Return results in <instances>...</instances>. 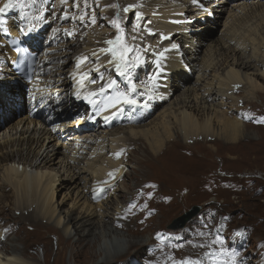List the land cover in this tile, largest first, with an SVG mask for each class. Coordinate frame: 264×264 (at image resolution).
Returning <instances> with one entry per match:
<instances>
[{
    "label": "bare ground",
    "instance_id": "6f19581e",
    "mask_svg": "<svg viewBox=\"0 0 264 264\" xmlns=\"http://www.w3.org/2000/svg\"><path fill=\"white\" fill-rule=\"evenodd\" d=\"M95 1L97 0H91L87 4L95 5ZM119 1L123 9L140 3L137 4L139 6L137 10H142V13L152 20V28L148 25L147 28L145 26V29L143 27L144 20L141 19L139 22L136 20V25L137 22L140 23L139 28L136 31L131 29L129 33L125 32L129 37L127 42L133 43L132 36H136L137 39L134 42L136 45L141 49H150L144 55L145 62L143 64L146 67H152L149 76L155 72L158 60L164 71L152 90L153 98L151 100L148 99L149 93L145 87L151 85L144 77L145 86L138 85V89H142V91L137 89L144 95L133 94V98L138 101L137 105H124L122 111H119L115 116H112V110L95 115L96 110L93 106L81 98L88 91L98 92L100 85L106 84L108 80L116 82L114 74L117 75V73L114 67L108 65L111 54L108 53L109 56L105 58H101L103 56L101 55L99 59L92 55L94 51L99 53L100 48L108 47L106 43L102 44L100 36L93 32V29L87 30L88 39L82 43L79 54L75 58H70L67 57L68 51L74 42L67 43V35L62 32V29L54 31L58 29V26L55 25L52 33L45 37V43L50 47L45 49L44 55L40 56L39 75L31 84H27L21 77L14 74L11 64L15 55L7 45L4 32L0 31V42H2L0 45V79L5 80L4 88L7 90V92H0V120L6 122L17 107L26 111L6 126V131L0 134V164L4 163L1 164L4 175L0 178V190L3 193H0L3 195L0 198V216L3 214L7 221L3 227L0 226V264H33L22 258L24 256L16 252L18 251L16 247L10 248L6 243L10 232L19 229L23 221H27V224L34 225L39 229L56 233L59 236L60 245L69 242L70 238H66L63 233L70 234L71 227L78 229V226H94L101 222H108L105 221L106 219L114 222L111 215L113 212L111 213L109 210L112 209L116 212L120 208L119 198L124 197V195L119 196V193L116 194V191H122V189L119 185L116 187L115 184L116 173L119 172V176H123L125 173V171L121 172L125 162L121 163L120 159L114 161L113 157H117V153L124 155L122 146H119L121 144L118 145L117 142L118 139H125L124 135L128 136L127 139L132 144L143 140L149 154H152L153 157L157 158L160 153L169 150V153H173V158H169L171 159L170 164H176L182 159L177 153V147L182 144L192 146L198 142L201 145L216 136L231 142L247 135L245 131L247 125H244L240 119L228 116L226 110L224 115L227 116L222 117V112H224L222 110V114L220 113L222 116L219 114L222 119L218 116L219 119L217 116H213L212 109L227 105L231 110L239 107L242 104L240 96L236 95L239 91H244L243 98L248 101L258 102L259 96L260 98L264 97V86L253 79L254 76H257L264 80V0L252 3H247L246 0L241 2V0L240 3L233 6L239 13L229 16L223 33L215 41H212L208 34H205L204 37L194 38L193 34H187L185 30L189 29L190 20L209 16L214 11L223 12L225 6L223 0H199L195 4L193 0ZM3 3L4 1L0 5ZM12 10L16 11V15L13 14L14 12L9 16H5V13L2 14L12 35H18L20 27L28 28L33 24L37 27L42 25L45 31L49 24L54 23L49 20L46 24L50 13L48 8L45 10L46 13H43L44 19L32 21V23H29L28 19H21L18 9L9 11ZM29 10L26 9V11ZM61 20L62 18L59 17L56 23ZM170 20H173L171 21L173 24L170 23ZM129 23H127V27ZM142 27L143 29H141ZM237 29L242 31L238 32ZM44 31L38 35L43 36ZM154 33L155 35L160 33V42L158 40L152 42ZM162 37L166 38L162 39ZM183 42L188 45L183 47ZM172 44L179 45V48L172 49ZM203 47L205 48L203 49ZM38 49L39 47H36V50ZM165 49H168L165 57H159L157 54ZM2 50L5 52L2 53ZM202 51L203 55L200 56ZM226 51L233 52V62L229 61L230 63L220 70L221 65L225 63H221L218 67L220 57ZM81 56H88L89 59L96 62L90 65L84 63L78 69L76 59ZM64 57L67 58L64 59ZM71 61H74V66L65 75L64 69ZM97 68H99V72H97L99 75L103 73L104 69L109 71L102 81L98 80L99 75L95 71ZM83 73H88L89 81L95 79L96 83L86 81L83 88L79 87L77 80ZM120 78L124 84L125 79ZM23 89L27 91L25 92ZM176 91H180V93L174 95ZM108 92L109 89H107V94L111 95ZM101 98L100 96L96 97L97 100ZM139 99L144 100L140 103ZM144 101L148 107L153 103L161 104L164 101L168 103L161 111L159 109L157 118L149 124L136 125L142 115H139L140 112L134 108L137 106V110L140 107L142 109ZM130 109L133 113L127 112ZM34 110H36L35 117H33ZM196 110L207 114L206 116L202 115L204 116L202 118H196L197 115L195 116L192 112ZM215 111L218 110H214V113ZM105 115L111 118L105 121ZM71 116L76 117V120L68 121ZM94 120L96 123L90 124ZM126 121H130V125L125 126L127 125ZM41 123L45 126L38 127ZM216 123L220 126L218 128L220 131L215 128ZM115 126L124 130L119 132L116 130L118 127ZM90 127L99 129V134L81 133ZM175 130L181 136L180 140L175 135ZM68 132L81 134L80 137L72 138ZM67 134H69L68 137ZM163 146L165 150L161 152ZM73 152L76 153L73 154ZM68 153L73 158H69ZM107 153L111 158H106ZM58 154L64 156L61 160L59 159L60 161H56ZM126 156H124V160H126ZM148 157L145 155L142 165L148 163ZM59 163L61 167L56 169L54 165ZM117 168L118 170H116ZM47 170L48 172H46ZM110 172L113 173V177H109L108 173ZM60 179L63 181L62 186L68 191L66 196L75 191L76 198L71 200L70 209L67 212L62 210L64 202L56 204L54 200ZM148 183L149 181L142 183L140 186L143 187L142 190ZM11 190L13 194L7 193ZM11 197L15 199L11 203L14 206L11 209L10 206L6 208L8 205H4V203ZM78 198L79 200H77ZM95 199L99 200L98 204L89 201ZM81 200L83 201L80 203ZM77 210L78 216L73 217L72 213ZM120 211L123 215L128 214L127 207ZM64 213L67 217L63 215ZM94 218H98V221L96 222ZM51 220H53L52 223L49 222ZM91 243L86 240V237L79 236L75 242L73 256L77 259L85 251L88 253L87 246L89 247ZM150 243L154 244L152 240L148 242V244ZM143 246L145 244L140 241L131 243L129 249L135 248L136 251L144 253ZM85 247L88 251L85 250ZM10 249H13V253H8ZM170 251L171 253L165 261H150V259L148 261H125L124 259L123 261L122 257L130 253L125 252L119 256H113L112 259L106 256L102 262L94 264H173V259L180 260L177 248L170 249ZM60 254H63V251ZM169 257L173 259H169Z\"/></svg>",
    "mask_w": 264,
    "mask_h": 264
},
{
    "label": "rangeland",
    "instance_id": "374dc122",
    "mask_svg": "<svg viewBox=\"0 0 264 264\" xmlns=\"http://www.w3.org/2000/svg\"><path fill=\"white\" fill-rule=\"evenodd\" d=\"M3 1L4 0H0V4ZM89 1L91 0H87V2ZM223 1L225 4L223 12L214 11L212 14H209V16L190 20L188 24L189 29L185 30L186 33L193 34L194 38L200 36L204 37L205 34H208V37L210 36L212 41L219 39L225 29V24L229 16L233 13H239L233 6H236L241 0ZM254 1L257 0H250L247 3H252ZM241 2H243V0ZM89 4L90 3L87 4L88 16H91L94 12L96 23L94 25L88 23L87 26L80 23L77 19L72 18L78 17L81 12L85 11L84 0H80L79 9L74 7L73 0H68L67 3H62L61 0H42V2L38 0L37 4L33 8H30L28 12H32V15H39L41 7H43L44 10L48 8V11H50L48 16L49 20L54 22L46 27L43 39L41 38L42 43H40V48L42 49L40 55H44L45 49L50 47L46 45L45 37L52 33L55 25L58 26V29H62L64 33L65 30L74 31L75 33L71 37L67 35V43L71 41L74 42V44L70 46L71 49L68 51L67 57L70 58H75V56L79 54L81 45L83 42L87 41V33L91 31V29L100 36L102 44L116 37L118 34L117 29L110 23L112 20H115L113 13L115 11L114 1L97 0L95 1V5L89 6ZM137 4L139 5L140 3H136L135 6H132L129 13L123 11L125 20L123 21L122 27L124 30L127 28V30H125L127 33H129L131 29L133 30L132 26L134 27L136 25V14L139 13L144 15L142 10H137L139 8ZM110 11L112 12L110 13ZM12 12L16 15V11L12 10L5 13V16L11 15ZM65 12H67L69 16L67 20L64 18ZM43 13H46V11ZM59 17H61L62 20L56 23ZM142 20H144L143 24H145L143 25L144 29L145 26L147 28L148 25L152 28V20L147 18L146 15L143 16ZM137 21L139 22V20ZM166 21L169 22L168 20ZM171 21L173 20H170V23H172ZM128 22L130 23L127 27L126 25ZM138 22L137 25L140 24H138ZM143 27L141 29H143ZM148 31H150V29H148ZM237 31L240 32L242 30L237 29ZM150 33H152V31H150ZM152 37V42H157V40L160 42V33L157 35L154 33ZM126 38L129 39L127 34ZM1 43L2 42H0V45H2ZM187 45L188 43H182L183 47ZM204 48L205 47H203V49ZM4 52L5 50H2V53ZM232 53L231 51H226L223 53L222 57H220L218 67L221 63L225 62L221 65L220 70L223 66L230 63L229 61H231V63L233 62ZM107 54L108 53L104 54V57L102 56L101 58L109 56L110 53ZM202 55L203 51L200 53V56ZM67 57H64V59ZM90 60L91 59H88L85 63L90 65L96 62L93 59ZM72 66H74V61H71L65 67V75L69 73ZM151 69L152 67H146L143 64L139 66L133 73L132 83L134 82V84L141 87L145 86V80L143 79L144 77L148 79ZM106 73H109L106 69H104L103 73L100 75L96 71V74L99 75L98 80L102 81L99 79L100 76H103L105 79ZM115 75L116 74H114V78L116 82L118 81L117 85L121 89L127 90V80L122 84L123 82L120 76L118 74ZM253 79L264 86V80L260 77L254 76ZM4 86L5 80L0 79V92H7ZM138 90L142 91V89ZM24 91L26 92L27 90ZM180 91H176L174 95L179 94ZM111 92L112 90L109 89L108 93L111 94ZM236 95L240 96V100H242V104L239 105V107L231 110L228 105L225 107L221 106V108L218 106L216 108L218 110L217 112L215 111L214 113L216 109H212L213 116L219 118L223 115L222 117L224 118L228 115L240 119L244 125H247L245 129L247 135L231 142L216 136L207 143H201V145L198 142L194 143L192 146L182 144L183 147L182 145L177 147V153L182 159L176 164L169 163L171 160L169 158H173V153H169V150L165 153H160L156 158L153 157L152 154H149L147 145L143 140H138L136 143L132 144V142L127 139L128 136L124 134L123 138L125 139H118V145L121 144L119 146H122L121 149L124 150V155H120L119 157L114 156L113 160L117 161L120 159L121 163H123V161L125 162L121 170V172L125 171V173L123 176H119V172L116 173L117 176L114 174L117 180L115 186H120L122 189V191H116V194L119 193V196L124 195V197L119 198L118 205L120 206V210L127 207V215H123L119 209H117L116 212L110 209L109 211L111 213L113 212L111 215L113 216L114 222L106 219L105 221L108 222H101L94 226H78V229L71 227V230H69L70 234L62 230V232H64L63 235L66 238H70L69 242H64L63 245H60V239L56 233L46 229H39L34 225L27 224V221H23L19 229L17 228L12 230V233L10 232L6 239L7 245H9L10 248L16 247L18 250L16 252L24 256L22 258L33 264H94L102 262L106 259V256L112 259L125 252L130 253L122 257L121 260L123 261L124 259L125 261H148V259H150V261H165L171 253L170 249L173 248L178 249L180 260L188 258L200 259L203 260L205 264H210V257L207 255L210 252L206 247L195 246L204 244L205 238V236L197 235V233L206 232L225 235L236 248V252L239 253L238 257L240 261H238V264H264V123L260 122L261 119L264 118V97L262 96L260 98L259 96L257 98L259 101L256 102L255 100H245L243 98L245 95L244 91H239ZM143 100L144 99H139L140 103ZM167 103V101H164L161 104L153 103L150 105L151 107L142 106L143 111L146 112H143L141 107L137 110V106H135L134 109L140 112L139 115H142V117L139 118L140 120L138 119V122H136V125L149 124L152 120L157 118V114ZM222 110L224 112H222ZM225 110L228 111L227 115H224L226 112ZM127 112L133 113L131 109L127 110ZM192 112L195 116L197 115L196 118H202L207 114L205 112L201 113L202 111L198 112L197 110ZM24 113H26V111L17 107V109L10 114L6 122L0 120V134L6 131V126L14 122ZM219 114L221 116H219ZM75 120L76 117L71 116L68 121L73 122ZM125 124H127L125 126L130 125V121H126ZM39 126L44 127L45 125L41 123L38 127ZM118 126L115 127L117 128ZM215 128L220 131V129H218L220 126H218L217 123ZM96 129L95 127H90L81 133L92 132L94 134H99L100 130ZM116 130L121 132L124 129H119L118 127ZM68 133L72 138L80 137L79 135L81 134H74V132ZM69 134L66 136L68 137ZM175 135L179 140L181 139V136L178 135L176 130ZM129 145H131V147H129ZM71 149H74V147H71ZM164 150L163 146L161 152H164ZM75 153L76 152H73V154ZM108 155L109 153H107L106 158H111V156ZM145 155L147 157L149 156L148 163L142 165V159L145 158ZM68 156L69 158H73L69 153ZM124 156H126V160H124ZM63 157V155L58 154L56 161H60ZM152 158H154V160H152ZM1 164L0 178L4 175L3 165ZM54 167L59 169L61 164H56ZM116 170H118V168ZM46 172H48V170ZM148 181V185L142 190L143 187L140 186L142 183ZM58 185L54 200L56 204L64 202L62 210L67 212V210L70 209L71 200L76 198L75 191L66 196L68 191L62 186V179L59 180ZM0 193H2L1 190ZM7 193L13 194L12 190L7 191ZM2 194H0V198H2ZM14 200V197L6 200L4 203V205H8L6 208L10 206L11 209V207L14 206L13 204L11 205ZM77 200H79V198ZM82 201L83 200H81L80 203ZM89 201L94 204H98L99 202L98 199ZM130 204H135L136 207L128 211ZM144 205H147V207H144ZM196 205L201 207L200 210L192 216L193 218L189 220V222L186 221L187 223L183 228L172 229L170 227V224L176 218L183 216ZM63 215L66 216V213ZM72 216H78V210L74 211ZM5 218L3 214L0 216L1 227L7 222ZM94 220L97 222L98 218H94ZM49 222L52 223L53 220ZM205 225H208V227L205 228ZM158 233L163 235V240L157 238ZM79 236L86 237V240L92 243L89 247L87 246L89 252L86 253L85 251L76 259L73 256V251L75 242ZM150 240H152L154 244H148ZM140 241L145 244L142 249V251H145L144 253L136 251L135 248L129 249L131 243H139ZM88 249L85 247V250L88 251ZM62 251L63 254H60ZM10 252L13 253V249L8 251V253Z\"/></svg>",
    "mask_w": 264,
    "mask_h": 264
},
{
    "label": "snow or ice",
    "instance_id": "6c2138e0",
    "mask_svg": "<svg viewBox=\"0 0 264 264\" xmlns=\"http://www.w3.org/2000/svg\"><path fill=\"white\" fill-rule=\"evenodd\" d=\"M38 0H4V3L0 5V31H3L5 33H8L9 28L7 27V21L2 18V14L8 12L11 9H18L20 12V18L21 19H28L29 23H32V21H39L43 19V7L40 8V14L39 15H32L30 12L26 11V9L33 8L37 4ZM42 2V0H41ZM62 3H67L68 0H61ZM199 0H193V3H198ZM73 5L77 9L80 8V0H73ZM84 7L85 11L81 12L78 17H72L77 19L80 23L85 24L87 26L88 23L95 24L96 23V17L95 13L93 12L91 16H88L87 12V0H84ZM132 6L125 7L123 9L124 12H129ZM64 18L67 20L69 19L68 13H64ZM137 20L143 19L142 14L137 13L136 14ZM87 21V22H86ZM116 29L118 34L116 35L115 39L107 40L105 43L108 45V47H102L99 50V53L93 52L92 55L99 57L101 55H104L106 53L111 54V59L108 60V65L111 67H114L115 72L125 80H127V90L121 89L114 80H108L106 84H102L99 87V91H88L83 97H81L83 100H86L90 105L93 106V108L96 110L95 115H100L105 112H109L112 110V116H115L118 114L119 111H122L124 105H137L138 101L133 98V94L137 95H144L143 92H138V85L132 83L133 79V73L135 70L142 64H144V55L150 50V49H141L138 45H136L134 42L136 41L137 37L132 36L133 43H128L126 38V33L124 28L121 26L120 20L115 19L110 22ZM139 28V25H135L133 27V31H136ZM23 34L27 36L30 32L35 31V24L32 25V27L28 28L26 31L24 29H21ZM54 31H59V29H56ZM65 34L68 36H73L75 33L74 31L65 30ZM166 38V37H162ZM16 43V41H14ZM179 45L172 44V49H178ZM168 51V49H165L164 51L159 52L157 55L161 58L165 57V53ZM131 54V55H130ZM28 57L25 56V60ZM89 59L88 56H81L77 59V68L79 69L87 60ZM155 72H153L148 77V84L151 85L145 86L147 92L149 93L148 99L151 100L153 98L152 96V90L156 86L157 82L160 80V77L164 71L160 61H156L155 65ZM95 71L99 72V68L95 69ZM75 78V77H74ZM100 80H104L103 76L99 77ZM89 81L88 73H83L80 75L79 79L77 80V84L79 87L83 88L85 86V82ZM90 83L95 84L96 80L93 79L89 81ZM107 89H111V95L107 94ZM100 96L101 99L97 100L96 97ZM147 107V104L144 105ZM111 117L108 115L104 116V120L108 121ZM262 123H264V118L261 119ZM117 157H119L121 154L117 153ZM109 177H113V173H108ZM107 183V182H105ZM136 207L135 204H130L128 211H131ZM144 207H147V205H144ZM208 225H205V228H207ZM210 233L206 232H199L197 235L200 236H207ZM157 238L163 240L162 234H157ZM191 243V242H189ZM212 245H219V250L214 251L212 253H208L207 255L211 259V264H238V256L239 253L235 251H229L227 247H225V241L220 238L219 236L213 238L210 243L207 244H199L195 245L197 247H211ZM169 259H173L172 257H169ZM173 264H205L203 260L200 259H183V260H174Z\"/></svg>",
    "mask_w": 264,
    "mask_h": 264
},
{
    "label": "water",
    "instance_id": "95a60500",
    "mask_svg": "<svg viewBox=\"0 0 264 264\" xmlns=\"http://www.w3.org/2000/svg\"><path fill=\"white\" fill-rule=\"evenodd\" d=\"M200 208L201 207L198 205L192 207L191 210L186 212L183 216L176 218L170 224V227H173V228L183 227L185 225L186 221H188L195 213H197L200 210Z\"/></svg>",
    "mask_w": 264,
    "mask_h": 264
}]
</instances>
